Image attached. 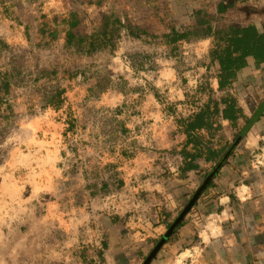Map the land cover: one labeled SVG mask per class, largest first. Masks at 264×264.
Returning a JSON list of instances; mask_svg holds the SVG:
<instances>
[{"label":"crops","instance_id":"obj_1","mask_svg":"<svg viewBox=\"0 0 264 264\" xmlns=\"http://www.w3.org/2000/svg\"><path fill=\"white\" fill-rule=\"evenodd\" d=\"M51 1L58 2L0 0V10L29 7L38 12L35 27L46 28L52 37L61 32L60 42L86 54L99 52L110 57L109 73L100 75L97 88L103 93L105 106L116 108L130 97L136 101L124 130L134 129L137 146L125 152L124 170L117 168L123 170L126 184L132 180L142 188L144 205L140 211L108 219L100 247L85 250L63 242L58 251L52 232L58 228L54 227L58 221L62 229L61 216L52 199L38 197L57 187L59 149L39 141L36 130L44 125L51 131L60 124L50 115L29 120L15 133L18 144L8 151L0 171L1 196L6 198L2 202L24 203L18 218L23 214L31 220L38 215L48 221L43 228L10 229L8 234L3 229L0 235L8 245L21 237L28 243L24 247L30 249L31 238L44 234V251L60 254H49L43 263L23 254L13 264H134L135 259L149 254L174 211L200 185L217 157L229 149L209 185L149 264H264V62L247 56L246 64L220 88L219 64L211 55L216 43L211 31L230 25L260 27L264 0H78V6L39 11ZM85 8L95 18L92 28ZM44 16L48 22L39 25ZM207 27L211 33H205ZM154 29H162L159 36L172 55L158 56L152 82L130 91L126 86L133 80L132 72L126 71L122 55L133 54V64L142 68L148 56L136 53L129 44L134 39L147 43L150 39L146 36L156 34ZM183 48L187 49L181 52ZM188 52L191 55L186 61L182 56ZM86 60H79L76 68L85 69ZM189 85H199L198 89L206 93L204 103L209 101L202 121L205 126L199 129L188 128L187 121L172 115L174 105L188 97ZM213 105L216 109L211 112ZM8 189H12V196L4 193ZM14 189H22L23 196L15 195ZM36 203L45 207L43 216ZM77 252L80 255L74 254Z\"/></svg>","mask_w":264,"mask_h":264},{"label":"rangeland","instance_id":"obj_2","mask_svg":"<svg viewBox=\"0 0 264 264\" xmlns=\"http://www.w3.org/2000/svg\"><path fill=\"white\" fill-rule=\"evenodd\" d=\"M62 5L63 8L78 6V0H58L56 3L51 1L39 11H60ZM85 11L90 18L89 27L92 28L95 19L93 13L88 8ZM37 15L36 10L32 11L23 5L17 6L15 11L0 10V171L8 151L18 144L15 133L19 129L34 118L50 115L56 119L60 124L56 129L49 131L44 125H40L41 128L36 130L39 141L48 142L59 149L57 187L42 193L38 199H43L45 195L52 199L57 213L61 216L62 229L59 228L58 221L57 225L54 223V227L58 228H54L52 232V242L58 251L63 242L75 248L79 245L82 249L92 250L100 247L108 219L140 211L144 205L142 188L132 180L126 184L121 172L126 163L125 152L129 153L130 149L137 146L134 142V129L124 130L126 123L132 118L136 101L132 102L130 97L125 98L116 108L105 106L102 103L103 93L97 88V81L101 74L109 73L110 57L99 52L86 54L76 46L60 42L58 35L61 32L52 37L45 32L46 28L43 31L33 25V20L37 21ZM46 16L41 18L39 25L48 22ZM153 31L156 34L146 36L150 39L147 43H139L140 40L136 39L133 41L127 35L133 41L129 45L136 48V53L148 56L142 62L141 68L133 64V54L122 55L121 60L126 71L132 72V84L128 83L126 86L130 91L134 88H145L152 82L151 78L157 73L158 56L172 55L170 47L159 36L162 29ZM184 49L187 48L181 49V52ZM190 55L188 52L182 57L189 61ZM182 57L181 61L184 62ZM83 58L87 59L88 66L85 69L76 68L78 61ZM190 85L187 90L188 97L174 105L172 115L177 118L186 116L191 105H203L205 102L206 93L198 89L199 85ZM53 100L61 103L56 105ZM19 146L27 148L24 144ZM196 189L197 187L188 193L184 205L177 212L174 211L173 218L169 219L170 224ZM2 192L0 189V234L3 229L8 234L10 229L28 226L43 228L46 225L48 220L38 215L31 220L23 214L18 218L19 210L21 206L24 209L25 204L2 202ZM4 193L12 196V189ZM14 194L23 196L24 193L22 189L19 192L14 189ZM34 206L38 207V213L43 216L45 207L39 204ZM44 237V234L41 238L34 235L31 238V248L26 249L24 244L28 243H24L21 237L14 238L11 245H8L0 235V264L7 260V264H13L23 254L27 259L30 256L38 263H43L44 258L52 253L57 257L60 252L44 251L41 242ZM154 245L155 243L152 247ZM74 254L80 255L78 252ZM86 254L90 255L88 252ZM146 256L145 254L135 259L133 263L141 264Z\"/></svg>","mask_w":264,"mask_h":264},{"label":"trees","instance_id":"obj_3","mask_svg":"<svg viewBox=\"0 0 264 264\" xmlns=\"http://www.w3.org/2000/svg\"><path fill=\"white\" fill-rule=\"evenodd\" d=\"M204 31L205 33L210 32L208 27L205 28ZM211 32L216 40L215 47L212 50L211 55L212 58L219 64L220 73L218 75V83L220 88L234 76L235 72L239 68L246 64L245 58L247 56H252L256 62H264V22L260 27H239L230 25L228 27H217ZM131 36H136V34H132ZM181 36L183 37V34ZM215 109L216 107L213 105L210 110L211 112H214ZM207 111H209L208 100L195 114L190 117L180 119L187 121L186 125L188 128L192 127L193 129H199L205 126L202 121L207 115ZM222 158L223 154L217 157L215 165L220 161L224 162L225 160ZM194 159L195 156L190 157L189 161L192 162ZM192 166V164L189 165V167ZM206 175L207 173L203 178H205ZM169 225L170 223L167 227Z\"/></svg>","mask_w":264,"mask_h":264},{"label":"water","instance_id":"obj_4","mask_svg":"<svg viewBox=\"0 0 264 264\" xmlns=\"http://www.w3.org/2000/svg\"><path fill=\"white\" fill-rule=\"evenodd\" d=\"M230 150L231 149H229L225 153V155L223 156V159H225L229 155ZM221 165H222V161L219 162V163H217V165H215L211 169V171L205 176V178L200 183V185L197 187V189L194 191V193L192 194V196L189 198V200L187 201V203L185 204V206L183 207V209L179 212V214L171 222V224L169 225V227L166 229V231L164 232V234L160 237V239L157 241V243L154 245V247L152 248V250L145 257V259L143 260V262L141 264H149L150 263V261L154 258L155 254L161 248V246L165 243V241L172 234V232L174 231V229L182 221V219L184 218V216L189 212V210L193 206L194 202L198 199V197L200 196V194L202 193V191L205 189V187L207 186V184L209 183V181L218 172V170L220 169Z\"/></svg>","mask_w":264,"mask_h":264},{"label":"built area","instance_id":"obj_5","mask_svg":"<svg viewBox=\"0 0 264 264\" xmlns=\"http://www.w3.org/2000/svg\"><path fill=\"white\" fill-rule=\"evenodd\" d=\"M202 104H195V105H191L188 109V114L186 116H183L182 118H187L190 117L191 115L195 114L200 108H201Z\"/></svg>","mask_w":264,"mask_h":264}]
</instances>
